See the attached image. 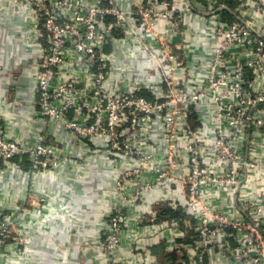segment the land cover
I'll list each match as a JSON object with an SVG mask.
<instances>
[{
    "label": "built area",
    "instance_id": "1",
    "mask_svg": "<svg viewBox=\"0 0 264 264\" xmlns=\"http://www.w3.org/2000/svg\"><path fill=\"white\" fill-rule=\"evenodd\" d=\"M25 6L42 44L38 117L126 161L116 178L123 202L95 244L105 263L142 264L149 241L170 233L181 264H264V0H20ZM110 48L148 55L146 82L118 74ZM6 118L0 113L1 167L59 163L60 139L42 131L28 146L4 131ZM163 183L175 186L169 207L184 216L181 243L171 237L179 223L139 233L146 218L132 213ZM17 211L0 208V246H19L23 233L10 231Z\"/></svg>",
    "mask_w": 264,
    "mask_h": 264
},
{
    "label": "crops",
    "instance_id": "2",
    "mask_svg": "<svg viewBox=\"0 0 264 264\" xmlns=\"http://www.w3.org/2000/svg\"><path fill=\"white\" fill-rule=\"evenodd\" d=\"M19 2L0 0V113L7 117L1 125L6 133L28 146L35 143L37 133L42 131L61 141L60 161L47 169L37 170L28 161L14 171L0 166V208H17V229L23 233L17 241L15 256L20 260L28 254L33 264H108L95 244L104 221L123 202L116 178L126 171V161L103 156L106 143L75 139L57 124L38 117L35 72L42 44L35 36L33 16L27 6L19 7ZM179 39L175 37V41ZM114 49L110 48L109 53H113L117 73L127 76L130 85L144 84L151 71L148 55H128ZM144 94L153 99L149 93ZM174 190L175 186L163 183L143 193L140 205L131 208L132 213L146 218L138 222L139 233L153 223L177 222L179 227L172 228L171 237L177 243L183 242L182 231L186 228L181 218L161 216L166 208L180 212L169 207ZM152 218L155 221L151 222ZM135 222L130 218V224ZM25 229L29 234L24 235ZM169 236L165 233L149 241L146 251L139 253L142 264H174L177 258L175 264H181L186 259L173 249Z\"/></svg>",
    "mask_w": 264,
    "mask_h": 264
},
{
    "label": "rangeland",
    "instance_id": "3",
    "mask_svg": "<svg viewBox=\"0 0 264 264\" xmlns=\"http://www.w3.org/2000/svg\"><path fill=\"white\" fill-rule=\"evenodd\" d=\"M18 227L15 226L10 231L14 234L18 233ZM3 251V253H1ZM16 248L12 244H4L0 246V264H32V259L28 256V254H23L20 260L16 258Z\"/></svg>",
    "mask_w": 264,
    "mask_h": 264
},
{
    "label": "trees",
    "instance_id": "4",
    "mask_svg": "<svg viewBox=\"0 0 264 264\" xmlns=\"http://www.w3.org/2000/svg\"><path fill=\"white\" fill-rule=\"evenodd\" d=\"M161 216H163V217H168V218H170V219H173V218H177V217H180V218H182V217H184L183 216V214H182V212H174V211H172V210H170V209H164V210H162V215ZM177 258V257H176ZM178 259V258H177ZM177 259L175 260V262L177 261ZM175 262H173L174 264H175ZM177 264V263H176Z\"/></svg>",
    "mask_w": 264,
    "mask_h": 264
}]
</instances>
